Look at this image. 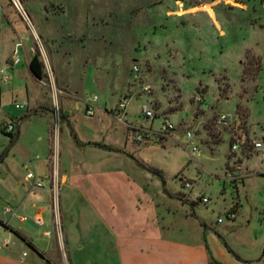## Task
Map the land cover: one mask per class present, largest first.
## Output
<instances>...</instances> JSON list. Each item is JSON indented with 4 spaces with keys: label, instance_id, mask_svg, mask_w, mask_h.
<instances>
[{
    "label": "rangeland",
    "instance_id": "obj_1",
    "mask_svg": "<svg viewBox=\"0 0 264 264\" xmlns=\"http://www.w3.org/2000/svg\"><path fill=\"white\" fill-rule=\"evenodd\" d=\"M22 5L32 31L7 0H0V7H6L3 16L9 17L17 36L42 62L38 83L42 103L52 113L45 116L39 111L24 119L26 123L17 128L21 135L11 146L0 129V219L5 218L2 209L12 191L1 180L4 171L19 179L32 171V164L48 157L49 224L57 236L68 238L71 247L65 242L64 248L57 249L48 241L46 253L60 264L68 253L78 264L96 253L94 238L103 223L83 206L77 215L73 197L65 198L58 180L64 151L56 145L57 139L72 140V131L77 140L110 144L123 151L132 166L125 164L122 169L141 193L158 200V208L173 211L172 204L179 199L189 217L213 227L217 246L212 251L219 261L241 264L224 243L246 260L264 258V0H22ZM62 7L63 13H53ZM208 8L222 32L206 18ZM42 26L54 40H44ZM17 36L0 31L5 55ZM61 85L80 100L79 109L69 107L68 124L59 120L57 89ZM93 96L92 114L86 115L85 101ZM124 97L125 114L118 118L117 104ZM143 104L153 114L151 121L141 113ZM15 112L16 117L22 114ZM221 114L226 115L224 122L218 121ZM164 120L174 127L165 137L152 135L142 142L132 138V125L157 131ZM46 131L49 154L43 141H36ZM186 131L190 139L184 136ZM240 134L247 136V144L231 151L230 143ZM251 140L261 147L254 149ZM155 195L165 196L171 206H162ZM237 201L238 212L229 219L233 211L228 205ZM156 221L162 225L158 216ZM21 224L31 227L37 245H46L40 236L42 228L29 218ZM84 236L91 241L85 244ZM76 241L85 246L73 249ZM26 248L0 226L1 253L14 254L18 261L24 259L23 250L28 260L34 255Z\"/></svg>",
    "mask_w": 264,
    "mask_h": 264
},
{
    "label": "crops",
    "instance_id": "obj_2",
    "mask_svg": "<svg viewBox=\"0 0 264 264\" xmlns=\"http://www.w3.org/2000/svg\"><path fill=\"white\" fill-rule=\"evenodd\" d=\"M199 6L203 8L206 5L203 3ZM5 9L6 7H0V21L3 25L1 28L0 24V31H11L17 36L15 27L9 24V17L3 16ZM58 12L63 13V7L59 11H53V13ZM205 13L206 18L211 20L214 29L222 32L219 28L220 22L215 17L213 10L208 8ZM40 35L46 42L48 39H55V36L43 26L40 28ZM16 38L13 40L8 55L4 54L0 43V122L13 123L12 134H16L13 143L21 135L17 128L26 123L24 119L38 115L39 111H42L45 116L48 114L50 116L52 113V110L48 107L45 108L42 103L43 90L38 83L39 79L28 68V61L32 57L31 46L18 36ZM16 43L19 45L16 46ZM14 49H16L18 60L12 63ZM2 76H6L5 81H2ZM64 85L57 89L58 95L61 97L59 120L68 124L69 107L72 105L74 109H79L80 100L74 93H69ZM136 95L139 96V93L137 92ZM16 102H26L27 105L23 109H18L14 106ZM30 110H34L33 114H29ZM15 111H22L20 117H16L18 114ZM25 126L22 135H25ZM47 127H49V121H47ZM45 133L43 137L37 135L36 141H43V149L47 150L49 154L50 143L47 139V131ZM70 134L72 140H65L58 136L56 143L64 151L58 176L60 187L66 194L65 198L73 197L72 202L76 203L77 215L83 206L85 210L94 214L103 223V228L101 227L102 229L96 232L94 238L98 242V250L95 254L89 255L88 260H84V264H224L212 251L217 246L216 240L212 236L213 234L217 236L216 231L210 225L189 217L187 211L182 209L185 203L177 199L176 204H172L175 207L173 211L161 209L162 207L158 208L155 204L158 200L154 201L153 198L141 193L140 187L130 180L128 172L122 169L125 164L128 167L132 166L127 160L129 158L125 157L123 153L92 145L99 142L87 139L77 140L72 131ZM101 144L114 147L110 144ZM114 148L119 149L118 147ZM34 157L38 158L37 155ZM24 160L30 161L29 157ZM31 166H33L32 171H26L24 176L19 179L8 170L2 174L1 180L9 184L12 191L9 192V201H5L2 209L5 218L0 219L3 224L0 226L4 230L12 232L14 237L25 244L34 256L27 260L26 252L20 250L24 259L17 261L14 254L1 253L0 250V264H60L58 259H51L52 257L46 253L48 241L51 242V246H57V249L64 248L65 242L68 244V249L71 247L68 238L65 237L64 240L61 233L57 236L49 224L52 207L48 188V157L44 158L43 163ZM102 166H108V168L101 169ZM27 173H31L32 177L26 178ZM36 180H43L44 186L32 188V184ZM157 197H159L160 204H163L162 206H171V203L167 204L164 200L165 196L155 195V198ZM239 207L238 201L237 204L228 205V210L233 211V216H229V219L235 218ZM157 216L162 225L157 223ZM28 218L32 223L42 228L40 236L46 240L44 247L35 243L34 236L30 231L31 227L21 226V223ZM192 220L195 222H191ZM85 229L89 230L88 227ZM79 232L81 233V230ZM84 240L86 244L90 238L84 236ZM74 244L76 245L72 248L75 250H80L85 246L77 241ZM224 246L236 262L249 264L262 260L259 264H264L262 255L257 261H250L237 255L225 243ZM70 254L68 253L67 258H63L62 264L65 262L67 264L79 263V261L76 263Z\"/></svg>",
    "mask_w": 264,
    "mask_h": 264
},
{
    "label": "built area",
    "instance_id": "obj_3",
    "mask_svg": "<svg viewBox=\"0 0 264 264\" xmlns=\"http://www.w3.org/2000/svg\"><path fill=\"white\" fill-rule=\"evenodd\" d=\"M7 1L9 2L10 7L14 10V12L19 16V18L23 22H25V24L32 31V28H31V25L29 23L28 17L26 15L25 9L22 5V0H7ZM33 37L37 38V35L35 32H33ZM18 45H19V43H16V46H18ZM17 60H18V58L16 56V49H14L13 50L12 63L17 62ZM132 71L137 72V68L135 66H132ZM1 79H2V81H5L6 76H2ZM141 90L147 91V87L142 86ZM95 100H96V97L93 96L90 99L85 101L84 114H86V115L92 114L91 110H92V107L94 106L93 102ZM126 104H127V99L125 97L117 104L116 113H117L118 118L124 114ZM26 105H27L26 102L14 103V106L18 109H23L26 107ZM141 113H142L145 120L151 121L153 119V114H152L151 110L145 104H143L141 106ZM225 119H226V115H224V114H221L218 116L219 122H224ZM173 128H174L173 125L168 120H164V122L162 123V126L160 128H158L157 131H153L150 128H146V127L139 126L138 124H136V125L131 126L132 138L134 139L135 142H142V141L149 140L152 135H156L158 138H162V137H165L170 130H173ZM0 129H1L2 133H5V134L9 133L10 134L14 131V125L12 122H4L3 124H1ZM184 136L188 139L191 138V134L188 131L185 132ZM247 142H248L247 136L245 134H240L239 136L235 137L234 140L230 143V149H231V151H236L237 149L240 148V146H244L245 144H247ZM250 144L254 149H259L261 147V143L255 141V140H251ZM191 150L193 152L197 151L195 146H192ZM25 176H26V178H31L32 174L27 173ZM43 186H44V183L41 180H36L32 184V188H42ZM185 186L190 187V184L186 182ZM201 201L205 202L206 199L201 198ZM231 216H233V214Z\"/></svg>",
    "mask_w": 264,
    "mask_h": 264
},
{
    "label": "trees",
    "instance_id": "obj_4",
    "mask_svg": "<svg viewBox=\"0 0 264 264\" xmlns=\"http://www.w3.org/2000/svg\"><path fill=\"white\" fill-rule=\"evenodd\" d=\"M28 68L30 70V72L38 79H40L43 75V65H42V62L41 60L39 59V56L37 53H34L32 54V57L30 58V60L28 61ZM5 134V133H3ZM9 137L10 141H12V139L14 138V135L15 134H12V133H8V134H5ZM92 145L94 146H97V147H101V148H104V149H107V150H110V151H115V152H120V153H124L123 151L117 149V148H114V147H111V146H108V145H104V144H101V143H93ZM48 264H51V263H48Z\"/></svg>",
    "mask_w": 264,
    "mask_h": 264
},
{
    "label": "water",
    "instance_id": "obj_5",
    "mask_svg": "<svg viewBox=\"0 0 264 264\" xmlns=\"http://www.w3.org/2000/svg\"><path fill=\"white\" fill-rule=\"evenodd\" d=\"M15 138H16V134H15L13 140L11 141V143L9 144V146L13 143V141L15 140ZM6 151H7V150H6ZM6 151H5V152H6Z\"/></svg>",
    "mask_w": 264,
    "mask_h": 264
}]
</instances>
